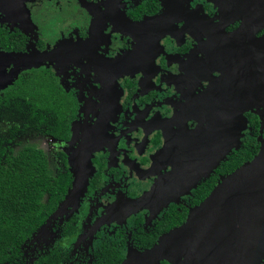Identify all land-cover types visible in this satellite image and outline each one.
<instances>
[{
  "label": "flooded vegetation",
  "instance_id": "flooded-vegetation-1",
  "mask_svg": "<svg viewBox=\"0 0 264 264\" xmlns=\"http://www.w3.org/2000/svg\"><path fill=\"white\" fill-rule=\"evenodd\" d=\"M22 4L30 26L0 12V70L25 63L5 66L0 134L71 181L4 264H178L152 248L264 142V0Z\"/></svg>",
  "mask_w": 264,
  "mask_h": 264
},
{
  "label": "water",
  "instance_id": "water-1",
  "mask_svg": "<svg viewBox=\"0 0 264 264\" xmlns=\"http://www.w3.org/2000/svg\"><path fill=\"white\" fill-rule=\"evenodd\" d=\"M7 57L20 58L15 54ZM81 182L75 174L66 200L85 188ZM247 231L245 247L246 238L242 241ZM263 257L264 142L250 162L223 178L190 212L185 224L162 236L152 248V259L178 264H189L192 259L196 264H259Z\"/></svg>",
  "mask_w": 264,
  "mask_h": 264
},
{
  "label": "trees",
  "instance_id": "trees-1",
  "mask_svg": "<svg viewBox=\"0 0 264 264\" xmlns=\"http://www.w3.org/2000/svg\"><path fill=\"white\" fill-rule=\"evenodd\" d=\"M4 116L0 111L1 122ZM16 116L9 130L13 135L21 126V114ZM6 136L0 134V264L9 262L24 239L44 223L71 181L69 173L50 176L41 153L34 149L14 153Z\"/></svg>",
  "mask_w": 264,
  "mask_h": 264
},
{
  "label": "rangeland",
  "instance_id": "rangeland-1",
  "mask_svg": "<svg viewBox=\"0 0 264 264\" xmlns=\"http://www.w3.org/2000/svg\"><path fill=\"white\" fill-rule=\"evenodd\" d=\"M22 1L23 3H26V2H33L35 0H0V12H3L5 13L6 15H9L8 14V5L10 6V11L12 12V14L20 19L23 20V22L25 23V25H28L30 26L31 24H33V21L28 13V9H26V11L24 12L23 10L25 9L23 4H22ZM14 65V66H24L25 63H22L20 62L19 60L17 59H11V60H4L3 63L1 64V67L2 69L0 70V89L4 88L7 86V84L13 79V76H14V73L12 75L10 74H6L4 69H5V66L6 65ZM11 78V80H10ZM9 80V81H8ZM36 144L38 145V143L36 141H34L32 139V137H24L22 139H19L18 140V144H17V149H19L22 145H27V144ZM19 146V147H18ZM69 157L71 158V155H69ZM54 168V167H53ZM55 169V168H54ZM87 172L86 171V175L85 177L83 178L82 182H81V186L85 187L87 185V180H88V177L90 176V172H89V175L87 177ZM82 190L83 188L81 189V192L79 194L82 193ZM78 194V193H77ZM52 218H54V216H52ZM51 218V219H52ZM41 231V230H40ZM40 231L37 233V235L40 233Z\"/></svg>",
  "mask_w": 264,
  "mask_h": 264
}]
</instances>
